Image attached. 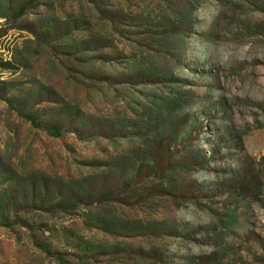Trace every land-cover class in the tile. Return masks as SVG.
Returning <instances> with one entry per match:
<instances>
[{
    "label": "rangeland",
    "instance_id": "obj_1",
    "mask_svg": "<svg viewBox=\"0 0 264 264\" xmlns=\"http://www.w3.org/2000/svg\"><path fill=\"white\" fill-rule=\"evenodd\" d=\"M1 59L0 264H264V0H0Z\"/></svg>",
    "mask_w": 264,
    "mask_h": 264
},
{
    "label": "trees",
    "instance_id": "obj_2",
    "mask_svg": "<svg viewBox=\"0 0 264 264\" xmlns=\"http://www.w3.org/2000/svg\"><path fill=\"white\" fill-rule=\"evenodd\" d=\"M25 9H23L22 11H24ZM8 49V48H7ZM7 51H9L10 52V50L8 49ZM6 61V60H5ZM5 61H2V59L0 60V64H6L7 62H5ZM27 118V120L29 121V122H31L33 125H36L37 123H36V121H35V119L32 117V116H27L26 117ZM45 130L51 135V136H54V137H59L60 135H61V131L58 129V128H56V127H54V126H46L45 127ZM61 262L63 263V264H70L69 262H67L66 260H64V259H61Z\"/></svg>",
    "mask_w": 264,
    "mask_h": 264
}]
</instances>
